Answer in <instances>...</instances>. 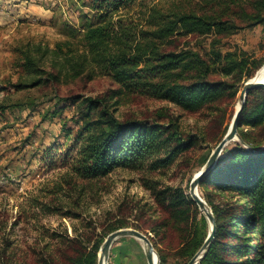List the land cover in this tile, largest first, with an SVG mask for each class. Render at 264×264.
Returning a JSON list of instances; mask_svg holds the SVG:
<instances>
[{
  "label": "trees",
  "instance_id": "obj_1",
  "mask_svg": "<svg viewBox=\"0 0 264 264\" xmlns=\"http://www.w3.org/2000/svg\"><path fill=\"white\" fill-rule=\"evenodd\" d=\"M207 1L170 0L159 6V2L145 0H92L90 11L79 14L78 24L60 22L61 38L53 46L26 40L12 47L13 64L21 70L19 81L12 84L15 92L45 86L56 90L62 84L99 76L111 82L96 96L59 98L85 105L72 143L59 156L70 175L65 183L71 189L77 187L74 180L89 184L119 168L160 169L196 142L193 135L183 136L173 120L165 125L120 118L111 106L147 96L193 109L237 93L234 84L218 76L243 70L232 52L222 55L213 48L212 65L197 50L179 48V40L188 34L213 33L214 46L222 36L264 22V0H213V6L206 5ZM214 68L220 72L213 74ZM34 105L31 96L8 104L0 100V110ZM237 132L242 142L225 148L198 184L214 215L215 234L197 264H264V86L248 91ZM52 157L48 158L51 163ZM85 188L80 186V194ZM152 189L163 218L159 226L149 229L157 233L162 228L166 233L185 221L186 234L174 252L185 264L203 244L207 220L203 215L196 218L197 204L181 188ZM56 190L66 193L60 185ZM39 205L50 212L62 209L44 201ZM63 215L79 217L72 208H65ZM129 226L118 217L106 225L103 235L85 240L90 244L81 235L60 240L64 248L58 254L43 252L36 264H97L106 235ZM157 251L159 264H167L166 254Z\"/></svg>",
  "mask_w": 264,
  "mask_h": 264
},
{
  "label": "rangeland",
  "instance_id": "obj_2",
  "mask_svg": "<svg viewBox=\"0 0 264 264\" xmlns=\"http://www.w3.org/2000/svg\"><path fill=\"white\" fill-rule=\"evenodd\" d=\"M91 1L0 0V100L8 104L26 96L35 99L32 108L15 106L0 110V264H36L43 252L58 254L64 248L60 240L79 235L85 244H90L92 241L85 240L103 235L106 225L118 217L126 219L130 228L138 227L137 230L150 238L158 258L157 250H160L167 256V264H184V258L174 252L186 234L185 221L166 233L162 228L157 233L149 229L159 226L163 218V209L152 188L179 187L184 195L190 196V181L200 172L205 159L230 125L239 92L244 82L251 78L246 79V75L253 76L264 64V22L222 36L214 46L213 33L188 34L179 40V48L197 50L212 61V65L213 48L222 55L232 52L231 57L241 61L243 70L240 73H217L237 89L231 98L193 109L147 96L122 100L111 106L120 118L165 125L169 120L175 121L183 136L193 135L196 139L190 149L179 153L160 169L119 168L89 184L72 179L77 187L71 189L65 183L70 175L61 165L59 156L72 143L84 118L85 105L59 98L71 94L96 96L109 88L111 82L99 76L89 81L79 79L62 84L56 90L45 86L15 92L12 84L19 81L21 70L14 66L11 50L26 40L53 46L61 38L60 22L67 20L78 24L79 14L90 11ZM169 1L145 0L149 4L159 2V6ZM206 5L213 6V0H208ZM213 70V74L220 72ZM236 141H230L224 149L236 147ZM50 154L52 163L48 161ZM57 185L66 193L57 191ZM81 185L86 187L82 194ZM197 190L205 200L199 186ZM214 198L220 200L218 195ZM42 201L58 204L62 209L58 212L44 210L39 205ZM65 208H72L79 217L63 215ZM192 215L190 212V217ZM201 215L197 206L195 216L199 219ZM107 264H148L142 241L132 236L116 239Z\"/></svg>",
  "mask_w": 264,
  "mask_h": 264
},
{
  "label": "water",
  "instance_id": "obj_3",
  "mask_svg": "<svg viewBox=\"0 0 264 264\" xmlns=\"http://www.w3.org/2000/svg\"><path fill=\"white\" fill-rule=\"evenodd\" d=\"M258 70L255 72L254 76L248 79L244 82L240 92H239V106L237 109H235V112L232 116L230 125L224 134V136L221 138V140L217 143L215 148L211 151L210 155L208 156L205 164L203 165L200 172H198L190 181L189 184V193L191 198L194 200V202L197 204L198 208L202 211L204 217L207 220L209 230L208 234L201 245V247L196 251V253L185 263V264H197L198 261L205 255L207 252L215 234V218L211 211V208L207 205L205 200L201 197L197 190V186L199 184L200 179L215 165L217 162L219 156L221 155L222 150L224 147L232 140H238L242 142L240 139L238 132H237V126H238V117L241 112V109L243 107L245 97L249 90L264 86V80H258L255 78L257 75ZM264 146H262L263 148ZM250 149V148H249ZM251 150V149H250ZM123 236H132L134 238H137L142 241L143 248H144V254L145 258L148 264H159V258L157 256V253L153 247V244L149 237L142 233L141 231L130 228V227H124V228H118L112 232H110L105 239L103 240L101 247L99 249L98 254V261L97 264H107L109 251L111 248V245L113 242Z\"/></svg>",
  "mask_w": 264,
  "mask_h": 264
},
{
  "label": "bare ground",
  "instance_id": "obj_4",
  "mask_svg": "<svg viewBox=\"0 0 264 264\" xmlns=\"http://www.w3.org/2000/svg\"><path fill=\"white\" fill-rule=\"evenodd\" d=\"M255 74V73H254ZM253 77V76H252ZM255 78H257L258 80H264V64L263 65H261L260 67H259V69H258V73H257V75L255 76ZM238 106H239V101H238V103H237V105H236V109L238 108Z\"/></svg>",
  "mask_w": 264,
  "mask_h": 264
}]
</instances>
